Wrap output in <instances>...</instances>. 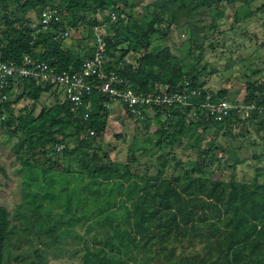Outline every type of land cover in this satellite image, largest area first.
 <instances>
[{
    "label": "trees",
    "instance_id": "16d2710c",
    "mask_svg": "<svg viewBox=\"0 0 264 264\" xmlns=\"http://www.w3.org/2000/svg\"><path fill=\"white\" fill-rule=\"evenodd\" d=\"M257 1L152 0L136 10L133 0H0L1 61L20 66L27 56L28 65L44 61L71 72L93 56L100 36L102 66L115 73L118 89L201 93L186 107L137 104L139 116L118 104L134 130H145L118 165L103 145L111 115L105 93L90 89L73 105L51 85L9 76L0 87V132L15 138L11 162L20 200L10 209L0 204V264H46L50 249L72 240L81 243V264H264V114L253 110L242 118L230 109L216 119L198 105L207 92L229 99L226 87L208 86L215 69L205 58L225 6L234 4L232 28L264 13V0L253 7ZM45 9H56L57 18L43 25ZM181 29L190 66L176 83L180 57L153 41ZM86 80L100 83L95 76ZM244 84L242 96L230 100L264 104V71H252ZM44 93L53 100L43 103ZM22 100L27 103L17 107ZM251 131L259 136L252 144L261 148L251 155L252 177L244 179L236 174L245 160L238 147L219 137ZM226 170L227 179L214 176Z\"/></svg>",
    "mask_w": 264,
    "mask_h": 264
},
{
    "label": "rangeland",
    "instance_id": "374dc122",
    "mask_svg": "<svg viewBox=\"0 0 264 264\" xmlns=\"http://www.w3.org/2000/svg\"><path fill=\"white\" fill-rule=\"evenodd\" d=\"M137 3L135 9L138 10L142 5L149 3L152 0H133ZM261 0L257 1L253 7L259 5ZM225 6L224 3L221 4ZM234 4L225 6L224 20L219 26V30L215 31L209 36V41L212 47H208L205 50V58L208 61L210 68L215 70L207 75V84L213 89L217 90L220 87H226L229 99L240 98L245 89L246 75L252 73L257 69L264 71V13H256L250 15L243 20L239 26L237 23L232 28H229L231 21V9ZM187 33L185 30L172 31L168 36L164 38L154 39L153 43L162 42L167 45L174 53H176L181 59V66L178 73L174 77L176 83L180 82V78L190 66V58L187 51ZM65 43L69 45L74 43V40L66 39ZM131 56H129L130 59ZM53 100L47 93L42 94L41 101L43 103H49ZM26 100L16 103L17 107H21L26 104ZM109 126L106 129L103 140L104 147L108 149L110 157L118 165L124 164L127 159V151L130 143L135 144L142 141L141 133L145 130H134V121L128 118L123 109L113 104L110 108ZM137 135L133 138V136ZM116 134H120L121 137L117 138ZM252 136L235 135L234 137H219L220 141L230 147H238V154L241 159H245L238 165L237 177L249 179L254 173V160L251 155L260 153V144H252V141H259V136L254 131H251ZM211 136L206 135L205 140L210 141ZM15 138L8 139L2 132H0V166L5 168L7 177L0 171V204L7 208H12L16 202L20 200V183L19 176L15 171L17 164L11 162L13 154L11 146ZM138 155L139 152L136 151ZM230 170H226L222 173L216 172L215 177H223L227 179ZM261 179V178H260ZM26 211V210H23ZM27 212V211H26ZM41 222H36L34 228L41 229ZM43 225H45L43 223ZM75 229L83 234V230L80 227ZM89 232V234H91ZM86 236L85 234H83ZM78 248L75 252L71 248ZM15 249H11V253L15 252ZM83 249L81 243L76 240H72L66 248H60V250H49L46 257V264H81L80 255ZM136 263L140 259V252L136 254ZM18 264L17 262H15ZM24 263H27L25 261ZM133 264L135 262H132Z\"/></svg>",
    "mask_w": 264,
    "mask_h": 264
},
{
    "label": "built area",
    "instance_id": "2783aa9c",
    "mask_svg": "<svg viewBox=\"0 0 264 264\" xmlns=\"http://www.w3.org/2000/svg\"><path fill=\"white\" fill-rule=\"evenodd\" d=\"M56 9H45L41 14V22L43 25L48 24L51 19H56ZM114 17V14L111 15ZM98 48L91 58H87L81 64L80 68L71 72H56L46 62H32L27 56H24L22 64L19 66L0 60V87L6 83L7 78L14 74L22 76H31L36 83L43 85H51L61 91V95L67 97L77 105L81 102L82 93H88L90 89L97 88L105 93L108 100L103 103L105 108H110L113 104L126 103L132 114L140 115L139 109L135 106L162 104L167 107L177 106L186 107L191 104L190 99L200 96V90H173L166 91L160 89L154 93H137L131 88L118 89L116 75L113 71H105L102 66V53L100 49L103 47L101 37H97ZM95 76L100 83H89L86 79ZM193 95V97H192ZM192 97V98H191ZM198 105L205 108L206 113L213 115L216 119L226 116L230 109H234L242 118L247 117L253 110L264 114V104L258 105L255 102L243 103L242 101H232L227 98L218 97L214 93H205L203 100ZM87 114L85 113L84 116Z\"/></svg>",
    "mask_w": 264,
    "mask_h": 264
}]
</instances>
